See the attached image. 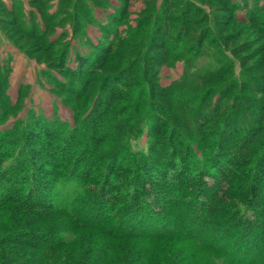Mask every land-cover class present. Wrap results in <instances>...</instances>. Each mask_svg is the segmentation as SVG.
Masks as SVG:
<instances>
[{"label":"trees","instance_id":"1","mask_svg":"<svg viewBox=\"0 0 264 264\" xmlns=\"http://www.w3.org/2000/svg\"><path fill=\"white\" fill-rule=\"evenodd\" d=\"M67 2L62 0L61 9ZM252 7V18L264 13L259 0ZM126 13L124 6L103 27L105 39L94 44L93 56L77 54V69L66 65L70 43L54 39L43 45L48 32L23 21V36L35 40L36 52L64 73L55 80L65 85L75 115L70 125L32 111L0 127V211L14 209L18 217L0 228V264L56 262L54 252L65 240L59 213L121 248L182 238L214 264H264V72L239 84L234 76L222 79L228 73L222 64L200 75L189 69L169 86L159 84L154 70L140 78L141 64L159 55L192 51L186 61L193 63L200 48L180 44L183 33L200 22L170 32L163 11L152 7L135 25L119 27ZM7 19L0 16L1 23ZM79 26L74 21V34ZM203 38L198 34L196 41ZM0 77L6 88L7 77ZM246 87L258 94H241ZM214 92L220 98L209 99ZM11 106L7 99V111ZM144 132L147 149H133L131 142ZM42 150L45 156H37ZM160 197L177 209L170 212L175 219L157 207ZM50 213L59 217L43 218ZM17 247L34 252L24 260Z\"/></svg>","mask_w":264,"mask_h":264},{"label":"rangeland","instance_id":"2","mask_svg":"<svg viewBox=\"0 0 264 264\" xmlns=\"http://www.w3.org/2000/svg\"><path fill=\"white\" fill-rule=\"evenodd\" d=\"M34 1L36 0H0V16L8 18L7 21L0 22V73L6 76L8 81L6 88H3L4 77H0L2 80L0 104H3V113L6 115L4 125L0 127L26 119L32 111L49 118L58 117L70 125L74 124L73 104L68 103L66 98L69 93L62 90L65 86L62 82L55 80V78H64V73L50 65L49 61L45 60V55L42 56V52H36L40 45H37L35 40H27L23 36V21L27 22L29 19L36 22L39 31L48 32L41 44L44 45L50 40L55 42L54 39H60L62 45L70 43L66 65L71 69L78 68L79 52L89 56L94 55L96 52L94 44H101L102 39H105L106 31L103 27L107 24L112 25L115 15L120 16L121 10L127 6L125 19L119 21V27L135 25L137 19L152 10V7L163 11L161 17L164 18L162 22L165 23L161 24L168 26L167 30L170 32H177V27L196 22L197 18L200 22L192 24L188 35L183 33V44H180L184 48H200L199 55L193 63L186 61L192 51H188L189 53H185L182 57L159 55L157 61L141 64V73L144 75L140 78L150 75L151 70H154L159 84L169 86L175 81H182L189 69L200 75L222 64L221 66L228 71L222 79L227 80L234 76L239 84L244 82L243 78L246 76L251 78L249 77L251 74L264 72L262 67L264 66V13L257 15L255 19L251 17L250 9L253 8L255 0H128L127 2L75 0L76 6L73 5L74 0H68L62 9L60 5L62 0H37L38 3ZM259 1L260 5H264V0ZM12 10H15L17 15H11ZM200 20H204L203 23ZM74 21L80 25L75 34ZM30 31L31 29L26 32ZM208 31L210 34L206 36ZM201 33L205 38L199 43L196 41V36ZM110 38L112 39L113 35ZM217 42L222 44L217 45ZM59 46H54L52 49ZM190 65L193 67L191 68ZM258 66L261 67L259 70L246 74V71ZM97 82L94 86H98ZM215 84L218 86L220 83ZM207 85L206 83L203 87ZM106 87H109V82L106 83ZM242 93L258 94L248 90L247 87L241 90ZM75 98L73 95L74 103H76ZM217 98H220V93L214 92L209 96L212 100ZM7 99L12 104L8 111ZM225 102L226 100L222 101ZM107 143L112 144L111 141L104 140L103 144L107 145ZM131 144L133 149L146 150L148 146L146 132ZM45 154L46 152L42 150L37 156L43 157ZM91 185L93 188V184ZM159 200L157 207L169 212V218L175 219L170 212H175L177 209L173 207L171 201L165 202L161 197ZM13 211L17 212L14 209L0 211L2 212L0 228L18 220L17 214L12 213ZM62 214L59 213L60 220H56L61 222L65 229L63 234L65 240L57 252H54L56 262L53 260L48 264H89L87 259L94 255L92 259L94 264H214L207 254L194 252L191 243L182 238H176L170 243L155 241L148 245L121 248L117 244H108L102 233L82 227L77 222L71 221L69 216ZM58 217L50 213L43 218L52 221ZM2 234L0 232V235ZM17 250L18 256L21 254L26 256L24 260L29 258L26 253L34 252L28 247H19ZM37 252L41 254L42 251ZM119 260L124 262L121 263Z\"/></svg>","mask_w":264,"mask_h":264}]
</instances>
